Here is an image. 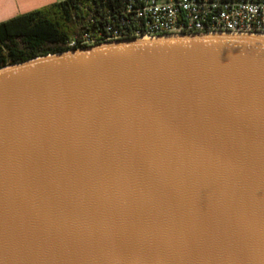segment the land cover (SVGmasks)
Returning a JSON list of instances; mask_svg holds the SVG:
<instances>
[{
  "label": "water",
  "instance_id": "water-1",
  "mask_svg": "<svg viewBox=\"0 0 264 264\" xmlns=\"http://www.w3.org/2000/svg\"><path fill=\"white\" fill-rule=\"evenodd\" d=\"M0 264H264V39L0 68Z\"/></svg>",
  "mask_w": 264,
  "mask_h": 264
},
{
  "label": "built area",
  "instance_id": "built-area-1",
  "mask_svg": "<svg viewBox=\"0 0 264 264\" xmlns=\"http://www.w3.org/2000/svg\"><path fill=\"white\" fill-rule=\"evenodd\" d=\"M77 6L83 19L66 41L71 50L144 38L264 34V0H77Z\"/></svg>",
  "mask_w": 264,
  "mask_h": 264
},
{
  "label": "trees",
  "instance_id": "trees-1",
  "mask_svg": "<svg viewBox=\"0 0 264 264\" xmlns=\"http://www.w3.org/2000/svg\"><path fill=\"white\" fill-rule=\"evenodd\" d=\"M82 19L77 0H67L1 23L0 68L73 49L66 41Z\"/></svg>",
  "mask_w": 264,
  "mask_h": 264
},
{
  "label": "crops",
  "instance_id": "crops-1",
  "mask_svg": "<svg viewBox=\"0 0 264 264\" xmlns=\"http://www.w3.org/2000/svg\"><path fill=\"white\" fill-rule=\"evenodd\" d=\"M57 2L58 0H0V24Z\"/></svg>",
  "mask_w": 264,
  "mask_h": 264
},
{
  "label": "bare ground",
  "instance_id": "bare-ground-1",
  "mask_svg": "<svg viewBox=\"0 0 264 264\" xmlns=\"http://www.w3.org/2000/svg\"><path fill=\"white\" fill-rule=\"evenodd\" d=\"M226 37H249V38H255V39H264V34L262 35H245V36H226ZM168 38H180V37H168ZM168 38H164V39H168ZM156 39H149V38H144L141 39L139 41L143 42V41H153ZM160 40V39H159Z\"/></svg>",
  "mask_w": 264,
  "mask_h": 264
},
{
  "label": "rangeland",
  "instance_id": "rangeland-1",
  "mask_svg": "<svg viewBox=\"0 0 264 264\" xmlns=\"http://www.w3.org/2000/svg\"><path fill=\"white\" fill-rule=\"evenodd\" d=\"M57 1V0H56Z\"/></svg>",
  "mask_w": 264,
  "mask_h": 264
}]
</instances>
